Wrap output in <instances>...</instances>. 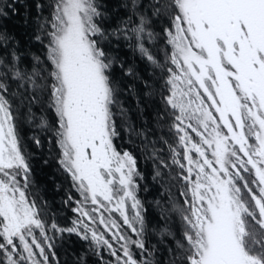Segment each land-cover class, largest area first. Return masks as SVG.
Masks as SVG:
<instances>
[{"label": "snow or ice", "instance_id": "snow-or-ice-1", "mask_svg": "<svg viewBox=\"0 0 264 264\" xmlns=\"http://www.w3.org/2000/svg\"><path fill=\"white\" fill-rule=\"evenodd\" d=\"M36 8L41 55L0 24V264H60L65 234L86 242L96 264H264V0H41ZM16 12L0 0V20ZM113 15L120 23L109 31ZM113 37L161 69L155 127L137 132L128 121L115 66L143 81L139 91L128 86L141 117L157 85L125 67ZM157 39L163 63L149 46ZM25 122L56 148L69 180L63 203L75 214L68 227L30 196ZM124 125L146 148L160 131L151 157L166 147L170 160L153 159V179L168 175L182 197L170 206L179 235L165 228L156 245L139 198L145 176L116 144ZM31 139L43 146L41 136ZM165 242L174 246L162 249Z\"/></svg>", "mask_w": 264, "mask_h": 264}, {"label": "trees", "instance_id": "trees-1", "mask_svg": "<svg viewBox=\"0 0 264 264\" xmlns=\"http://www.w3.org/2000/svg\"><path fill=\"white\" fill-rule=\"evenodd\" d=\"M47 2L48 0H43V3L47 4ZM115 2L116 0H112L113 4ZM4 3H12L17 12L15 14L10 13L7 19L0 20V24L6 27L15 39L19 41L22 50L31 51L34 55H41L43 47L32 39L35 28L34 20L41 11L36 8V5L41 3V0H4ZM43 15L45 17L48 15L47 8L44 9ZM123 16L124 13L121 11L119 17ZM106 23L110 26L109 31H111L120 23V19L113 15L110 16ZM163 26L164 22L161 21L156 25V30L158 31ZM149 46L152 47L153 53L157 54L161 63H163L165 59L163 53L164 45L160 40L157 39L155 44L150 43ZM111 47L114 49V54L118 55L120 60L124 62L125 67L132 66L144 80L157 85L156 104L145 101L143 109L146 115L141 117L137 111L140 96L130 92L128 86L131 85L139 91L143 88V81L125 76L119 64L115 66L116 77L123 89L120 94V100L123 107L128 110V121L135 127L137 132L141 130V125L145 123L149 127H155L152 120L159 104V92L163 87V80L160 79L162 75L161 69L154 68L145 61L138 52L128 46V42L124 39L116 40L113 37ZM28 60H30V57ZM116 119L118 124H122L119 110H117ZM120 130L121 138L116 140L117 146L131 151L137 157L140 171L145 176V179L141 181L142 188L139 192V198L146 210L145 218L149 229V243L150 245H156L157 241L162 239V233L165 228H170L177 235H179L181 228L179 215L170 210L173 202H175L177 207L182 202V197L179 196V186L171 181L168 175L153 179L155 169L153 159L164 158L170 160V156L167 148L164 147L158 156L151 157L154 150L158 151L162 147L159 143H155L160 136L159 130L149 135V141L154 143H148L147 148L143 137L137 136L135 132L130 134L126 125L122 126ZM33 135H39L44 139L42 147H37L33 144L31 139ZM21 137L25 150L32 155L33 183L30 189V196L47 211L49 220L54 218L61 227L70 226L75 214L72 213L70 206H65L63 203L69 188V180L60 170L57 163L55 146L49 143L50 137L47 133H41L28 122H25L21 128ZM45 161H48V163H45ZM57 244L60 264H81V258L84 259V264H96V257L90 251L88 244L76 235L65 234L62 239L57 241ZM172 246L174 245L167 242L160 245L162 249ZM162 254L167 259L168 254L166 252Z\"/></svg>", "mask_w": 264, "mask_h": 264}, {"label": "rangeland", "instance_id": "rangeland-1", "mask_svg": "<svg viewBox=\"0 0 264 264\" xmlns=\"http://www.w3.org/2000/svg\"><path fill=\"white\" fill-rule=\"evenodd\" d=\"M73 218H74V217H73ZM73 218H72V219H73Z\"/></svg>", "mask_w": 264, "mask_h": 264}]
</instances>
